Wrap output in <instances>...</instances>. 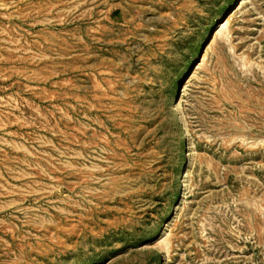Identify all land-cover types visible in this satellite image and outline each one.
<instances>
[{
	"label": "rangeland",
	"instance_id": "1",
	"mask_svg": "<svg viewBox=\"0 0 264 264\" xmlns=\"http://www.w3.org/2000/svg\"><path fill=\"white\" fill-rule=\"evenodd\" d=\"M241 1L0 0V264H264Z\"/></svg>",
	"mask_w": 264,
	"mask_h": 264
},
{
	"label": "bare ground",
	"instance_id": "2",
	"mask_svg": "<svg viewBox=\"0 0 264 264\" xmlns=\"http://www.w3.org/2000/svg\"><path fill=\"white\" fill-rule=\"evenodd\" d=\"M241 3H244V0L241 1ZM229 22H230V17H228L224 23H222L218 30L216 31L215 35H220V33L229 25ZM264 104V103H263ZM237 125V124H236ZM236 127V126H235ZM245 138V137H244Z\"/></svg>",
	"mask_w": 264,
	"mask_h": 264
}]
</instances>
